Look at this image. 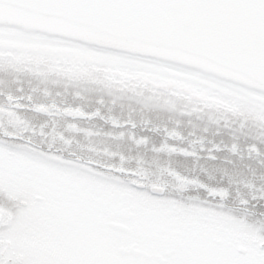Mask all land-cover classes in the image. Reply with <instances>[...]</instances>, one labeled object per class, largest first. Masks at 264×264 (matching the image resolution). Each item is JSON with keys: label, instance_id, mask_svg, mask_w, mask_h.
<instances>
[{"label": "snow or ice", "instance_id": "snow-or-ice-1", "mask_svg": "<svg viewBox=\"0 0 264 264\" xmlns=\"http://www.w3.org/2000/svg\"><path fill=\"white\" fill-rule=\"evenodd\" d=\"M5 11L14 19L5 20ZM65 29L172 57L157 63L193 77L189 82L219 96L225 111L224 104L253 110L264 129V0H0V62L6 40L75 46L61 37ZM66 75L78 81L83 74ZM18 101L9 96L7 108L0 104V264H264V188L248 185L250 196L237 209L229 188L210 183L211 175L206 181L168 168V181L149 183L143 162L125 166L123 153L91 143L104 136L146 147L148 136L115 131L136 129L135 120L76 103L33 104L29 110L65 121L49 143ZM232 114L241 129L249 124ZM6 120L20 131L8 132ZM93 120L109 130L82 127ZM216 127L219 134L230 125ZM142 131L163 132L165 140L152 147L158 153L218 161L219 153L242 151L235 135L230 144L198 139L181 147L178 128ZM37 134L42 139L34 144ZM78 136L90 141L87 158L54 147ZM250 140L249 158L264 157V136Z\"/></svg>", "mask_w": 264, "mask_h": 264}, {"label": "flooded vegetation", "instance_id": "flooded-vegetation-1", "mask_svg": "<svg viewBox=\"0 0 264 264\" xmlns=\"http://www.w3.org/2000/svg\"><path fill=\"white\" fill-rule=\"evenodd\" d=\"M35 50H45L46 55L50 53H55L56 50H62V48H56V46H52L51 44L40 46L38 44H32L27 46H22L17 44L15 41L9 42L5 41V51L2 62H0V71H2V65L8 60L16 61V56L19 53H24L27 56L31 53L36 55ZM31 60L34 57H29ZM28 58V59H29ZM29 59V60H30ZM10 61V62H11ZM197 92H205L204 90H197ZM125 93L122 92V94ZM129 93L139 94V91H132ZM153 94H162L165 96H176L180 98V101H190L193 103H197L200 105L197 106H188L185 108H189L196 111L208 112L211 113L209 117L212 119H218L219 122H212L210 125H207L202 130H198L199 125H203L202 123H197L196 130H187V132L183 131L185 141L181 144V147H188L190 142L196 141L198 139H203L207 144L208 141H216L220 143L221 141L226 143H232V135H235L238 139V142L241 145V153L239 155H232L230 152L219 153L218 155L221 157L218 161H207L205 159H195V158H185L183 156L171 155L167 153H158V152H149L152 151V147L154 145L159 146L164 140L165 136L163 132H154V131H142L143 128L148 129H163L166 124H162L156 121H148L145 119H136L134 117V112L128 113V115L119 114L118 112L113 111L114 109L110 106L103 107L95 106L92 107L88 103L87 97H83L81 105L88 111H94L97 108H100L105 116H115L121 119H133L137 122L139 127L136 129L128 130V129H116L117 133L121 131H135L138 135L143 136H151L150 143L146 147L138 148L140 152H137V147L128 141L126 138L121 140H111L104 136L94 137L91 141L92 144L103 147L109 152H120L125 156L124 164L125 166L136 167L137 162H143V167L146 169V179L149 183H164L168 181V177L165 175L164 170L171 168L176 169L180 172H183L185 175L191 176H199L200 179L206 180L208 179V175H211L213 179L209 181L210 183H223L224 186L229 188L231 193V203L237 209L240 208V200L248 198L250 196L251 189L248 187L250 184H254L257 188H264V157L249 158L248 153L246 151V145L251 142L250 137L255 136H264V129L260 128L257 124H255L256 128L254 129L253 125H246L243 129L238 128L237 122L235 121L234 112L240 111L242 108L238 106H230L224 105V108H227L228 111L223 110L221 107H217V102H223L219 96H211L210 98L213 100V104H209L205 101L194 99L187 95L186 92H181L178 90L168 91H153ZM127 94V93H125ZM12 96L14 98H19L20 105H26L28 107L18 109L30 122V125L33 129L39 133L43 130L47 133V139L49 143L53 142V129L58 127L65 128V121L61 118H56L54 121L47 116L41 115L39 112L29 110L33 104H48L52 101H56L60 104H73L76 103L70 99H61L50 96H39L34 94L33 92L24 90L22 86L14 85L10 86L7 84L6 79L0 75V104L4 105L5 108L8 106V97ZM28 97H31L29 100ZM164 101L171 102L174 100L164 99ZM133 109V108H129ZM158 110H165L163 108H158ZM251 110V109H250ZM119 114V115H118ZM244 119L249 118L250 123L253 122V119H257L255 115H253V110L248 116H242ZM187 116L179 114L173 120H185ZM224 120V121H223ZM147 122V123H145ZM179 124H183L181 121H178ZM217 123L223 125L224 123H228L230 128H220L219 134H217ZM170 124V123H169ZM82 127L94 126L96 128H106L107 125L104 124L102 120H93V121H85L81 122ZM168 125V124H167ZM239 126V125H238ZM4 128L10 133H18L20 130L11 126L8 121L4 122ZM47 129H51L52 132ZM32 143L39 142L42 137L38 134L30 137ZM90 144V141L83 136H78L73 138L71 145H64L59 141H56L54 147L56 148H64L66 151H71L76 153L78 156H82L87 158L91 155L87 151V148ZM210 146V145H209ZM197 150L199 149V144L196 145ZM146 151V152H144ZM203 155V154H201ZM216 166L219 171H213V167ZM186 167L185 169H182ZM207 170V174L206 171ZM229 177L232 178V183L228 184ZM261 206H264V201L260 202ZM264 210V207H262Z\"/></svg>", "mask_w": 264, "mask_h": 264}, {"label": "trees", "instance_id": "trees-1", "mask_svg": "<svg viewBox=\"0 0 264 264\" xmlns=\"http://www.w3.org/2000/svg\"><path fill=\"white\" fill-rule=\"evenodd\" d=\"M98 49L102 52H110L115 55L111 56L113 59L112 63L107 64L104 60L98 62L95 52L88 51V48ZM69 48L78 49L80 53H86L89 57V63H82L78 65V72L83 75L78 81L69 79L66 75L64 69L52 68L54 60L48 56L43 55L42 57L35 56L32 60L29 56L19 53L17 55L16 61L7 60L2 65V71L0 75L6 79L7 84L10 86L19 85L22 86L24 90L33 92L39 96H50L61 99H70L75 101L76 104L81 105V100L83 97H87L90 106H102L112 107L115 112H118L123 116V114L128 115L131 111L134 112V117L136 119H145L148 121H156L166 124L169 128H178L180 132H187V130H196L197 123H202L203 125L198 126V130H202L210 123L219 122L218 119H212L209 117L211 113L196 111L185 108L188 106L200 105L187 100L180 101V98L176 96H165L162 94H153V91H163L164 89L156 88L151 85H143L135 80H126L120 82L118 80L108 81L105 77L104 68L113 65L122 71H127L126 73L133 74V69L141 67L142 69H149L154 71H160L159 65H156L158 59H151L148 57L134 56L130 54L110 51L106 49H100L97 47L86 46L83 44L76 43L75 46H70ZM72 52V50H69ZM101 55V54H100ZM30 59H28V58ZM140 57L139 60H134L133 58ZM104 58V57H103ZM106 59V58H105ZM58 60V59H57ZM55 61V65H61L62 67L69 66V63ZM84 62L83 59H80ZM11 61V62H10ZM103 65V66H101ZM100 66V68H99ZM129 71V72H128ZM138 72V71H136ZM134 71V73H136ZM127 93H123L124 92ZM132 91H139V94L129 93ZM103 99L104 103L100 104L99 101ZM164 99H171L174 101L167 102ZM163 108L165 110H158V108ZM242 109L239 112L240 116H248L251 110L245 106H238ZM129 108H133L132 110ZM118 114V115H119ZM179 114L187 116L185 120H173ZM250 121L249 118L245 119ZM181 121L183 124H179ZM224 121V120H223ZM256 118L253 119V122ZM170 123V124H169ZM237 127H240L239 122H237ZM168 124V125H167ZM248 125H253L255 129V123H250ZM94 127V126H89ZM208 127V126H207ZM224 128V127H221ZM100 129V128H97ZM104 131H108L109 128H102ZM52 132L51 129H47ZM56 132H61L64 130L63 127H58L55 129ZM197 131V130H196ZM151 137V136H148ZM137 152H140L137 148ZM146 152V151H144ZM153 153L154 151H149ZM183 167L182 169H185Z\"/></svg>", "mask_w": 264, "mask_h": 264}, {"label": "rangeland", "instance_id": "rangeland-1", "mask_svg": "<svg viewBox=\"0 0 264 264\" xmlns=\"http://www.w3.org/2000/svg\"><path fill=\"white\" fill-rule=\"evenodd\" d=\"M51 45L61 46V47L66 46V45H55V44H51ZM87 48H88V51L99 54V55H96L98 62L101 63V61H99L100 59L104 60L107 64L113 62L112 61L113 59H111V56L115 54L110 53V52L105 53L98 49H93L89 47ZM69 50H72V52H70ZM75 51H79V50L74 49V48H68L67 50H63V49L56 50L55 53H50L48 56H50L54 60L53 62L54 64L52 65V68L54 70L64 69L65 73L70 69H75L76 71L78 70L80 71V69L78 68V65H81L82 63L86 64V63H89L90 61L86 53H80V52H75ZM35 52L38 57H42L43 55H46L45 50H35ZM28 56L31 57L32 54L30 53ZM80 59H83L84 62H82ZM56 60L62 63L67 62L69 63V66L62 67L61 65H55ZM156 65H159L158 69L160 71L153 72L152 70H149L147 68L144 70L141 67H138L136 69H133V74L135 75H131V73H126L127 71L119 70L117 68H114L113 65H111V66L104 68V72L106 73L105 74L106 79L110 82L114 80L117 81L118 79H120L118 80L120 82H124L126 80H135L139 82L140 84L151 85L153 87L161 88V89L168 90V91L178 90L181 92H186L188 96L194 99L202 100L209 104L214 103L212 98H210L206 92H197V90H203V89L198 88L194 84L189 82L193 79V77H191L190 75L186 74L183 71L170 69L166 67L165 64L163 63L162 64L156 63ZM134 71L135 72L138 71V72L134 73ZM204 83H205L204 81H201V84H204ZM216 104L221 105L223 104V102L221 103L217 102ZM224 105H227V104H224Z\"/></svg>", "mask_w": 264, "mask_h": 264}, {"label": "water", "instance_id": "water-1", "mask_svg": "<svg viewBox=\"0 0 264 264\" xmlns=\"http://www.w3.org/2000/svg\"><path fill=\"white\" fill-rule=\"evenodd\" d=\"M15 13H9L8 11H5L4 18L5 20L14 19ZM47 31H57L53 29H47ZM61 32V37L68 40H73L75 42L83 43L90 46H95L99 48L109 49L113 51L123 52L135 56H142V57H148L153 59H159L163 57L165 61H171L172 57H165L163 53H157L154 51H151L145 47H134V48H127V49H121L120 47L113 45L110 41L106 39H101L96 36H93L89 33L79 32L75 30H59ZM241 79V78H236Z\"/></svg>", "mask_w": 264, "mask_h": 264}]
</instances>
